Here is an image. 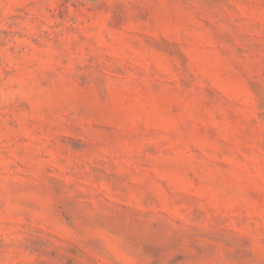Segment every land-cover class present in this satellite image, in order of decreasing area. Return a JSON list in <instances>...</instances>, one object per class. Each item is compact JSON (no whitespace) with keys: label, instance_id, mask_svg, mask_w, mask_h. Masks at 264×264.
<instances>
[{"label":"rangeland","instance_id":"1","mask_svg":"<svg viewBox=\"0 0 264 264\" xmlns=\"http://www.w3.org/2000/svg\"><path fill=\"white\" fill-rule=\"evenodd\" d=\"M0 264H264V0H0Z\"/></svg>","mask_w":264,"mask_h":264}]
</instances>
